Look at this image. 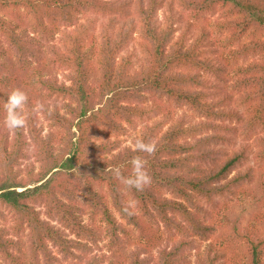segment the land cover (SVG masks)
I'll use <instances>...</instances> for the list:
<instances>
[{
	"label": "trees",
	"instance_id": "obj_1",
	"mask_svg": "<svg viewBox=\"0 0 264 264\" xmlns=\"http://www.w3.org/2000/svg\"><path fill=\"white\" fill-rule=\"evenodd\" d=\"M177 7L194 19L221 12L227 19L221 30L231 29L224 46L250 41L226 56L204 27L197 36L177 35ZM93 13L110 17L98 43L91 18L82 22ZM57 33L62 44L52 46V61L71 71L70 83H40L46 99L64 102V112L45 108L52 126L64 131L44 136L28 110L38 172L23 178L14 168L27 156L24 128L0 127V220L13 222L0 227V264H40V255L53 264L50 245L75 259L70 264H83L103 236L115 260L89 256L87 264H145L141 251L154 247L155 264H189L187 250L197 240L207 244L195 264H243L211 242L216 228L209 218L223 199L264 179V0H0V54L7 44L10 59L30 64ZM135 34L145 55L137 70L119 58ZM180 108L198 119L178 115ZM136 118L148 123L132 145L120 150L117 140L95 142L104 128L124 134V123ZM239 137L251 143L236 147ZM138 139L153 142L155 153L134 151ZM134 156L147 160L151 183L143 191L113 174L119 168L131 175ZM81 163L91 168L85 177L76 173ZM130 203L131 216L123 211ZM255 219L258 225L238 230V237L247 264H264V206ZM161 225L170 236L165 241ZM130 229L139 230L138 241ZM21 235L31 241L29 260Z\"/></svg>",
	"mask_w": 264,
	"mask_h": 264
},
{
	"label": "rangeland",
	"instance_id": "obj_2",
	"mask_svg": "<svg viewBox=\"0 0 264 264\" xmlns=\"http://www.w3.org/2000/svg\"><path fill=\"white\" fill-rule=\"evenodd\" d=\"M178 15L180 16L179 21L177 22V26L179 28L177 35L180 32H188L190 36H197L199 34L200 28L204 27L210 34L212 41L214 42L215 49L218 51L224 52V55H229L230 51L235 50V48L241 47V45L245 42L250 41V38L245 37L241 39L242 44L236 42L233 45L228 44V39L230 38L231 29L225 28L221 30V26L225 24L227 21L226 17L221 14V12H217L214 14H207L205 17L201 19H194L191 17V14L188 11H182L179 7L176 8ZM161 14V12H160ZM94 23L93 30L90 31L93 34L98 43L102 28L109 21V16L99 15L96 13L90 14V17L82 18L83 23H87L89 25V20ZM110 22V21H109ZM28 27V24L26 25ZM64 29V28H63ZM66 29V28H65ZM73 29L69 28V30ZM62 30V29H60ZM141 37L138 34L134 35V38L130 40L127 45L122 49L119 58L120 61L126 60L132 67L137 70L144 63L145 55L142 48ZM61 34L57 33L54 40L43 41V46L38 48L40 51V59L31 58L29 60L30 64H21L16 56L11 57L8 53V45L6 44V49L4 53L0 54V106L3 107L7 100L8 94L15 88H20L26 92L31 101L24 108V115L26 120L29 118L28 112L31 111L36 115L37 118V127H42L43 135L48 136L50 133L53 135L60 136L64 129L60 127L52 126L53 122L51 119L47 118V114L45 112V108L49 107L51 109L56 106L64 112V102L62 100L50 99L44 96L45 90L43 89L40 81L42 78H52L57 79L61 83L69 84V75L70 70H68L65 66L53 63L52 58H54L53 53L51 52L54 47L53 45L60 46L62 44ZM240 61L239 63H241ZM153 100L150 99L146 103V105H152ZM36 105H42L38 111L34 112L33 108ZM29 110V111H28ZM5 112V111H3ZM178 115H186L188 117L198 118L194 115L192 111L188 108H180L176 110ZM4 116L2 114V119L4 121ZM156 117H154L155 119ZM148 123L147 119H135L133 123L128 124L124 123L126 126V131L122 135H115L109 133L105 128L100 133V138L95 140L96 143L105 140H117L119 141L120 150L126 146H130L133 143V138L138 135L142 128ZM4 123L0 124L2 127ZM108 131V132H107ZM77 133V132H76ZM78 136V134H77ZM24 138L26 141V158L21 160L18 164H15V170H18L21 173L23 178H26L29 170H33L34 172H38L40 170L39 162H37L35 157L36 146L33 139V135L29 131V123L24 128ZM249 144L251 140L245 141L242 137H239L236 147L241 144ZM61 144L57 145V150L59 152ZM230 148V147H228ZM252 157V156H251ZM253 161H251V164ZM91 171L90 167H87L86 164L81 163L76 169V173L79 177H85ZM66 175L63 174L62 177ZM32 186V185H30ZM29 186V187H30ZM22 189V188H21ZM19 189V190H21ZM264 206V179L262 177L256 181L255 184L248 187L247 190L238 197L223 199L221 203L220 209H214L211 212L210 220L214 227L216 228V233L211 242L213 241L219 247L228 250L230 253L239 257V259L243 262V264H247L246 254L242 243L239 242L238 230L242 231L246 228L256 226L257 220L255 219L256 211L262 209ZM42 217L45 218V215ZM9 221L0 220V227L3 225H10L11 220ZM85 220L88 222V216L85 217ZM261 228V225H259ZM132 242L138 241L137 235L140 234L137 229H130ZM141 235V234H140ZM159 235H162L163 240H167V236L170 237L165 230L164 226L161 225L159 230ZM23 236V237H22ZM22 246L24 248L25 259L29 260L31 255V241L28 235H21ZM134 240V241H133ZM142 242L146 243V239L142 237ZM108 239L103 236V238L99 241L98 245H91V250L84 255L85 259H83V264H87V258L89 256H98L105 259V261L115 260L116 256L110 252L109 247L107 245ZM207 242L196 241L193 245L187 250V257L189 264H195L196 256L206 247ZM151 246V245H150ZM135 246L133 244L128 245V250L134 249ZM150 248V247H149ZM50 249L52 250V255L54 257L53 264H70L72 261L75 262V259H67L63 256V254L50 245ZM17 254L21 255L19 250L15 251ZM142 258L146 259L145 264H155L157 257L159 255V248L154 247L149 252L141 251ZM41 260L40 264H47L44 262V258L42 255L39 256ZM8 264V263H7Z\"/></svg>",
	"mask_w": 264,
	"mask_h": 264
},
{
	"label": "clouds",
	"instance_id": "obj_3",
	"mask_svg": "<svg viewBox=\"0 0 264 264\" xmlns=\"http://www.w3.org/2000/svg\"><path fill=\"white\" fill-rule=\"evenodd\" d=\"M29 100L28 95L25 91L20 88L13 89L7 97L4 104V126L9 131H15L23 129L27 126V120L24 115V108ZM42 105H36L33 111L36 112ZM134 151L147 153L149 156L153 155L156 151V146L153 142L149 141L145 143L143 140H137L135 142ZM130 164L132 166L131 175L125 177L119 168L114 170V177L119 180L127 188H135L137 191H143L144 188L151 183V176L147 171V160L141 156H134ZM125 214L131 216L135 214L134 204H126L123 207Z\"/></svg>",
	"mask_w": 264,
	"mask_h": 264
}]
</instances>
